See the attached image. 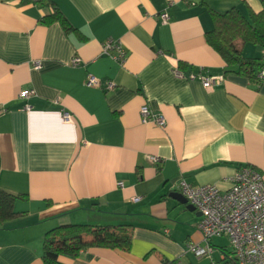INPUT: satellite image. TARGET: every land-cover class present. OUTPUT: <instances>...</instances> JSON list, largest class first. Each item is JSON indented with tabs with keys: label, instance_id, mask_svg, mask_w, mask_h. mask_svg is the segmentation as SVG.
I'll list each match as a JSON object with an SVG mask.
<instances>
[{
	"label": "crops",
	"instance_id": "crops-1",
	"mask_svg": "<svg viewBox=\"0 0 264 264\" xmlns=\"http://www.w3.org/2000/svg\"><path fill=\"white\" fill-rule=\"evenodd\" d=\"M263 6L264 0H0V106L7 109L0 114V187L25 195L0 226V264H43L45 232L69 223L128 225L131 242L127 250L60 255L62 264H235L228 237L206 242L198 211L173 194L182 178L226 190L243 166L264 180V78L227 68L205 38L211 10L236 7L248 15ZM54 9L71 30L41 21ZM109 38L126 52L122 62L103 52ZM237 47L264 64L260 46ZM176 67L223 80L205 88L176 76ZM88 74L98 86L87 84ZM106 81L114 87L106 89ZM25 89L34 90L28 100L18 97ZM143 105L165 126L142 122ZM190 243H208L211 251L197 256Z\"/></svg>",
	"mask_w": 264,
	"mask_h": 264
},
{
	"label": "built area",
	"instance_id": "built-area-1",
	"mask_svg": "<svg viewBox=\"0 0 264 264\" xmlns=\"http://www.w3.org/2000/svg\"><path fill=\"white\" fill-rule=\"evenodd\" d=\"M162 21L168 19V14L162 12ZM103 52L111 54L112 58L122 62L126 52L119 42L109 38L102 46ZM111 50H115L112 53ZM79 58L72 59L71 64L79 63ZM34 67H39L34 62ZM178 77L187 80H199L203 87L211 88L222 82V75H204L199 72L182 71L179 67L173 70ZM258 81L264 78V67L256 74ZM87 84L98 86L99 80L91 74L87 75ZM111 81L105 82L106 89H112ZM34 94L33 89L21 90L18 97L28 100ZM25 110H30L31 105L25 103ZM6 107L0 106V114L6 112ZM142 122L151 121L159 127L165 126V120L160 114H154L147 105L140 108ZM62 118L70 120V114L64 112ZM156 161V158H151ZM178 191L186 202L200 213L197 228L203 234L205 241L213 236H226L232 249V260L235 264H264V180L261 174L252 167L239 168L230 178V186L220 190L211 184L194 185L184 178L180 179ZM187 250L197 256L208 255L211 247L208 243L200 245L190 243Z\"/></svg>",
	"mask_w": 264,
	"mask_h": 264
},
{
	"label": "trees",
	"instance_id": "trees-1",
	"mask_svg": "<svg viewBox=\"0 0 264 264\" xmlns=\"http://www.w3.org/2000/svg\"><path fill=\"white\" fill-rule=\"evenodd\" d=\"M210 15L213 27L205 33L207 43L223 58L227 68L256 80V74L264 64L257 58L243 56L237 41L264 49V6L258 12L249 10L248 15H243L236 7L224 12L211 10ZM41 21L45 24L57 21L66 31L71 30L57 9L43 16ZM179 67L184 66L181 64ZM19 198L24 199L25 195H16L0 187V226L15 217L13 204ZM130 242L128 225L62 224L45 232L41 259L43 264H62L58 260L60 255L76 257L88 247L127 250Z\"/></svg>",
	"mask_w": 264,
	"mask_h": 264
},
{
	"label": "water",
	"instance_id": "water-1",
	"mask_svg": "<svg viewBox=\"0 0 264 264\" xmlns=\"http://www.w3.org/2000/svg\"><path fill=\"white\" fill-rule=\"evenodd\" d=\"M173 196H174V198H176L181 203H184V204L186 203V199L180 193H174ZM187 208L192 209V210L194 209V207L192 205H190V204L187 205Z\"/></svg>",
	"mask_w": 264,
	"mask_h": 264
}]
</instances>
